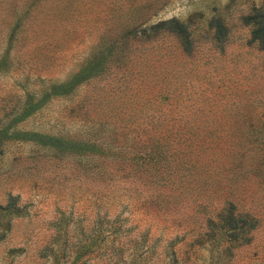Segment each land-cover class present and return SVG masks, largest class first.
Listing matches in <instances>:
<instances>
[{
  "label": "rangeland",
  "instance_id": "374dc122",
  "mask_svg": "<svg viewBox=\"0 0 264 264\" xmlns=\"http://www.w3.org/2000/svg\"><path fill=\"white\" fill-rule=\"evenodd\" d=\"M263 2L0 0V264H264V166H241L247 125L264 123V48L247 42L240 19ZM213 9L228 28L221 46L198 42L183 53L172 35L113 41L132 12L148 17L144 27L205 22ZM149 120L167 148L151 176L125 174L127 163L108 174L87 169L97 151L89 145L104 134L93 123L112 125L120 142L143 136L138 124ZM236 137L246 160L229 170L219 152ZM210 181L260 221L218 258L193 241L222 199L202 188ZM167 183L179 188L157 204L148 195ZM10 194L23 215L4 208Z\"/></svg>",
  "mask_w": 264,
  "mask_h": 264
},
{
  "label": "trees",
  "instance_id": "16d2710c",
  "mask_svg": "<svg viewBox=\"0 0 264 264\" xmlns=\"http://www.w3.org/2000/svg\"><path fill=\"white\" fill-rule=\"evenodd\" d=\"M140 9L139 7H135ZM161 7H155L149 14L157 15ZM213 13L205 22L196 23L190 16L189 19L180 20L176 17H169L165 19L158 18L155 22L142 26L148 17L143 14L133 13L128 21H124L117 36L113 39L119 44H131L134 41H142L145 38H155L159 35H172L177 41L183 53H189L192 48L198 42H209L215 46H221L222 43L227 40L228 28L224 22V17L216 9H213ZM242 23L249 27L247 42L254 44L259 49L264 48V2L258 6H253L250 12L240 17ZM130 39V41H129ZM112 45L113 43H109ZM118 56L123 55V48H118ZM95 64L101 63V60L93 62ZM70 81H66L60 86L66 85ZM94 124V125H93ZM91 126L93 131L102 134V143L99 142V146L95 147L96 143L89 145L94 150H97L94 154L88 153V161L92 164L87 168L91 171L115 172L120 169L125 163L129 164V169L125 174L134 175L137 170L139 172L146 173L150 170V167H159L161 161L164 159V153L166 152V142L161 141V137L155 135L157 121L151 122L144 121L139 123V127L144 134L135 132L130 138H123L118 142V134L120 131H115L112 125L105 126L102 122L93 123ZM147 125H149L147 127ZM137 130V129H136ZM149 132V133H148ZM147 133V134H146ZM39 137H43L41 134H37ZM246 139L244 144L246 145L245 151L249 154L246 163H248L254 171L259 172L262 164L264 166V123L257 126L253 124L247 125ZM97 137V136H96ZM143 137V138H142ZM160 137V139H159ZM99 138V137H98ZM128 142H127V141ZM228 139H225L227 141ZM239 141V142H238ZM124 142L127 144L124 145ZM217 143V142H216ZM228 143V144H227ZM237 143V146H236ZM103 144V146H101ZM240 144L239 137L231 138L230 142H226V145L221 146L220 154H226L224 164L229 166V170L234 167H240V161L244 162L245 156L241 152L239 153L238 145ZM241 146V145H240ZM169 147V146H168ZM212 148V147H211ZM229 152V153H227ZM111 156V168L106 169L105 164ZM95 168V170L93 169ZM120 170H123L120 169ZM132 172V173H131ZM160 175L164 177L165 172L159 171ZM157 172V173H158ZM111 173V174H113ZM264 173V171H263ZM262 174V172H261ZM263 175V174H262ZM151 176V175H150ZM155 176V175H153ZM264 177V176H263ZM170 183L163 184L155 187L148 196H153L152 200H156L157 204L163 203V205L170 201L172 192H175L179 186H170ZM201 187V185H199ZM224 185H218L213 181L202 185L203 189H209L210 192H217L222 194V199H215V203L206 201V204H212L211 209L205 210L203 213L206 217L203 219L204 227L200 230L193 241L196 244L206 243L210 246L216 254V258L227 255L230 248L240 246L249 241L253 229L258 226L259 217L254 215L248 208L239 210V203L233 200L230 193V189ZM202 191V189H201ZM162 193V194H161ZM17 195H8L6 205L8 213L13 216H21L24 214V206L17 203ZM206 204L203 206L206 208ZM162 206V205H160Z\"/></svg>",
  "mask_w": 264,
  "mask_h": 264
}]
</instances>
